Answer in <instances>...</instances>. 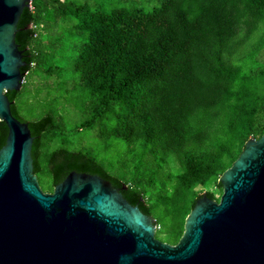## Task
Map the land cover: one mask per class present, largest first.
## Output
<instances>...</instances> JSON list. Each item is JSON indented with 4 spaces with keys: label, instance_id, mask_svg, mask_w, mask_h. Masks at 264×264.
I'll list each match as a JSON object with an SVG mask.
<instances>
[{
    "label": "trees",
    "instance_id": "16d2710c",
    "mask_svg": "<svg viewBox=\"0 0 264 264\" xmlns=\"http://www.w3.org/2000/svg\"><path fill=\"white\" fill-rule=\"evenodd\" d=\"M147 2L150 9L140 0H35L28 66L11 100L23 121L50 119L34 171L44 191L54 188L53 152L83 155L134 192L155 218V236L175 244L194 200H218L221 173L264 133V63L256 58L264 38L255 63L244 59L252 52L244 44L264 25V0ZM31 74L41 92L61 89L58 98L80 114L75 128L51 109L22 117L17 99ZM84 131L125 146L106 160L81 146L74 135Z\"/></svg>",
    "mask_w": 264,
    "mask_h": 264
},
{
    "label": "water",
    "instance_id": "95a60500",
    "mask_svg": "<svg viewBox=\"0 0 264 264\" xmlns=\"http://www.w3.org/2000/svg\"><path fill=\"white\" fill-rule=\"evenodd\" d=\"M30 0H0V264H264V133L249 137L218 178V200L200 194L175 244L155 236L141 199L89 158L58 150L54 188L34 171L39 132L12 106L28 66Z\"/></svg>",
    "mask_w": 264,
    "mask_h": 264
},
{
    "label": "rangeland",
    "instance_id": "374dc122",
    "mask_svg": "<svg viewBox=\"0 0 264 264\" xmlns=\"http://www.w3.org/2000/svg\"><path fill=\"white\" fill-rule=\"evenodd\" d=\"M98 3H109V1L114 0H92ZM143 2L146 9H150L148 6L147 0H140ZM264 38V25L262 23L259 24L258 28L251 34L249 39L244 44V48L252 50V52L247 51L244 59L248 62V64H254V56L255 51L263 44L262 39ZM259 51V50H258ZM257 51V52H258ZM250 56V58H248ZM256 58L260 60V62L264 63V53L259 51V55H256ZM251 66V65H250ZM38 78H35L34 74L27 76V83L23 85V89L20 97L17 99L18 108L22 115V117L26 120L37 119L40 115H42L48 109H51L56 114H58L63 120L64 124L70 129L75 128L78 124V119L80 117L79 112L75 107L67 106L63 100H60L58 96L61 94V89H51L50 96L45 92H41L42 90L38 89L36 86V82ZM260 82L258 84L261 92H264V78L260 77ZM35 82V83H34ZM57 99V102L55 101ZM77 138H83L82 142L79 140L81 146L85 147V149H89V147H93L97 150V153L100 154L104 159H113L116 158L119 153L123 150L124 142L119 139H109L95 137L92 134L84 131L82 133H78L74 135ZM174 170H176V165L172 164ZM40 186H42L40 184ZM45 190V189H43ZM164 239L163 237H161ZM161 240V239H160Z\"/></svg>",
    "mask_w": 264,
    "mask_h": 264
},
{
    "label": "built area",
    "instance_id": "2783aa9c",
    "mask_svg": "<svg viewBox=\"0 0 264 264\" xmlns=\"http://www.w3.org/2000/svg\"><path fill=\"white\" fill-rule=\"evenodd\" d=\"M35 0H30L29 1V8L30 9H33V2H34ZM23 81H24V78H23Z\"/></svg>",
    "mask_w": 264,
    "mask_h": 264
}]
</instances>
